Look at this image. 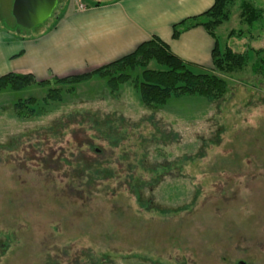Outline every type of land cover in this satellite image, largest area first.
I'll use <instances>...</instances> for the list:
<instances>
[{"label":"rangeland","instance_id":"374dc122","mask_svg":"<svg viewBox=\"0 0 264 264\" xmlns=\"http://www.w3.org/2000/svg\"><path fill=\"white\" fill-rule=\"evenodd\" d=\"M68 1L24 30L0 0V23L38 36ZM216 34L223 51L252 54L242 69L207 71L227 82L218 101L150 107L134 84L112 92L99 76L0 90V264H264V73L253 67L264 0H235Z\"/></svg>","mask_w":264,"mask_h":264},{"label":"crops","instance_id":"0c3cea01","mask_svg":"<svg viewBox=\"0 0 264 264\" xmlns=\"http://www.w3.org/2000/svg\"><path fill=\"white\" fill-rule=\"evenodd\" d=\"M214 3L69 0L57 11L53 26L38 36L9 31L0 23V76L9 72H30L40 78L50 73L65 76L82 67L81 73L88 72L133 52L153 36L194 65L193 71L207 72L213 69L215 38L202 26L174 38L173 26L206 12Z\"/></svg>","mask_w":264,"mask_h":264},{"label":"trees","instance_id":"16d2710c","mask_svg":"<svg viewBox=\"0 0 264 264\" xmlns=\"http://www.w3.org/2000/svg\"><path fill=\"white\" fill-rule=\"evenodd\" d=\"M234 4L235 0H215L214 5L206 12L175 24L173 37L178 38L183 32L191 28L202 26L215 38L213 67L218 71L227 73L242 69L252 56L251 51L243 55L229 48L223 51L216 34V30L231 17ZM241 18L251 25L257 19L256 11L251 5L244 4ZM17 27L24 29L19 25ZM151 63L162 68H150ZM192 67L195 66L173 53L166 42L157 36H153L139 44L133 52L88 72L66 76L53 74L50 78L43 80H38L32 73L9 72L0 76V90L7 87L20 90L31 85L71 84L99 76L108 78L107 85L112 92H118L120 86L128 82L134 84L139 90L141 101L150 107H158L167 103L173 95H194L215 101L223 99L227 91V82L214 72L196 73ZM253 67L255 71L260 70L264 73V60H258ZM138 68L143 69L141 75L133 77L130 72ZM47 96L50 100L58 101L61 98V92L58 88H51ZM33 102L34 100H27L16 104L17 113L28 117L29 112L26 110L32 109H29L26 103ZM82 155L84 154L82 153ZM82 158L85 157L82 156Z\"/></svg>","mask_w":264,"mask_h":264},{"label":"water","instance_id":"95a60500","mask_svg":"<svg viewBox=\"0 0 264 264\" xmlns=\"http://www.w3.org/2000/svg\"><path fill=\"white\" fill-rule=\"evenodd\" d=\"M58 3L59 0H14L12 15L17 25L31 30L49 19Z\"/></svg>","mask_w":264,"mask_h":264}]
</instances>
